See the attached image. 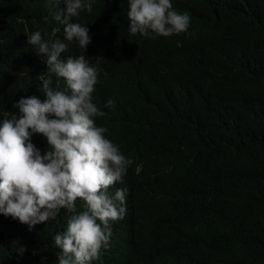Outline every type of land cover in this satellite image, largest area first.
<instances>
[{
  "label": "trees",
  "instance_id": "obj_1",
  "mask_svg": "<svg viewBox=\"0 0 264 264\" xmlns=\"http://www.w3.org/2000/svg\"><path fill=\"white\" fill-rule=\"evenodd\" d=\"M171 3L191 16L188 30L145 38L125 33L128 0H92V12L74 18L92 38L83 51L55 20L63 0H0V122L18 114L25 91L44 95L27 39L59 28L64 59L104 58L93 103L115 107L95 123L132 161L108 190H126V211L94 263L264 264V0ZM31 142L49 150L42 135ZM73 214L32 231L0 214V264H58L53 238Z\"/></svg>",
  "mask_w": 264,
  "mask_h": 264
},
{
  "label": "clouds",
  "instance_id": "obj_2",
  "mask_svg": "<svg viewBox=\"0 0 264 264\" xmlns=\"http://www.w3.org/2000/svg\"><path fill=\"white\" fill-rule=\"evenodd\" d=\"M46 2L58 5L60 0ZM63 7V18L57 12L55 20L63 25L64 40L85 51L92 39L89 29L74 18L85 10L91 13L92 0H63ZM178 9L171 0H128L125 33L153 38L186 32L191 16ZM59 31L52 29L48 39L39 31L28 35L33 56L43 66L39 90L44 95L25 91L13 105L18 114L0 122V214L32 231L55 220L61 210L75 213L53 238L60 249L58 264H96L101 250L112 244V223L126 211V190L117 189L114 196L108 190L122 181L132 161L106 138L108 129L95 123L115 107L112 99L93 103L104 58L95 57V66L85 55L64 59L68 44L54 38ZM52 78H62L68 91L53 87ZM37 134L47 140L43 155L31 142ZM78 199L84 210L76 213ZM25 251L24 246L17 249L21 256Z\"/></svg>",
  "mask_w": 264,
  "mask_h": 264
}]
</instances>
